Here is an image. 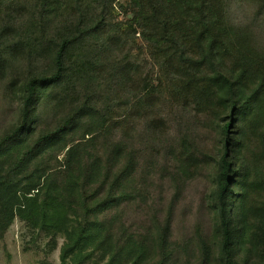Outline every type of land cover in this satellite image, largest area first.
<instances>
[{
  "label": "rangeland",
  "instance_id": "1",
  "mask_svg": "<svg viewBox=\"0 0 264 264\" xmlns=\"http://www.w3.org/2000/svg\"><path fill=\"white\" fill-rule=\"evenodd\" d=\"M213 7L226 35L223 45L208 60L195 38H180L179 62L155 41L137 0H52L48 8L41 0H0V142L22 125L25 82L53 73V41L79 21L97 31L77 55L95 63L94 72L75 73L72 67L71 78L40 95L22 149L55 133L70 114L84 116L85 106L96 113L93 133L66 137L67 146L78 143L80 165L69 168L65 150L51 151L17 173L10 163L19 153L3 173L20 181L45 174L65 183L72 170L83 186L81 176L97 158L113 173L110 182L120 175V204L98 219L108 221L116 247L130 242L135 252L143 250L127 264H229L221 249L216 193L220 159L231 145L238 159L233 170L242 179L232 197L241 199L240 235L246 232L234 259L264 264V123L248 117L260 92L256 78L264 74V8L252 0H216ZM242 70L246 117L238 115L240 103L231 113L216 95L195 97L212 73L235 81ZM116 146L123 149L117 157ZM55 241L52 247L49 236L15 218L0 234V264H60L62 236ZM97 256L84 264H106L108 258Z\"/></svg>",
  "mask_w": 264,
  "mask_h": 264
},
{
  "label": "trees",
  "instance_id": "2",
  "mask_svg": "<svg viewBox=\"0 0 264 264\" xmlns=\"http://www.w3.org/2000/svg\"><path fill=\"white\" fill-rule=\"evenodd\" d=\"M52 0H41L43 7H51ZM216 0H137L138 14H146L143 17L149 23V27L157 38L159 44H166V50L173 53L179 62H183L182 51L179 49L180 38H195V43L203 55L208 54L207 59L213 57L223 45L219 17L215 13L213 4ZM218 1V0H217ZM260 3L264 8V0H252ZM96 29L91 28L90 22L79 21L76 29H69L60 39L53 41L50 49L51 61L54 66L53 73L49 76H35L27 80L23 86L24 98L22 108V125L10 136L0 142V234H3L13 223L15 218L25 222L33 229L39 230L50 237V242L56 245V237L61 235L63 243L60 249V264H84L98 254L99 260L107 259L106 264L135 263L137 255H141L142 249L132 243L126 242L116 247L111 238L110 227L105 219L99 220V216L107 210L117 207L120 200L117 197L120 175L109 181L113 176L110 169L101 167L97 158L88 166L84 179V185L77 181L79 176L74 177L69 170L67 182L56 183L51 176L36 174L29 176L26 181L11 179L7 173H3L4 166L10 163L13 156L21 153L17 162L10 163L15 172L22 171L28 163L41 155L51 151H64L65 159L69 168L80 165V150L78 143L67 146L66 137L76 135L79 131H85V135L93 133L95 123V110L82 107L84 116H78L75 112L53 134L46 135L37 141L31 150L23 151L24 143H27L25 135L29 129L27 125L33 120V109L38 103L40 95L47 88L57 85L66 79L68 72L91 74L94 65L90 60L80 58L78 53L84 52V46L96 38ZM179 50V51H178ZM179 54V56H178ZM72 67H75L73 70ZM245 70L239 73L238 78L233 79L220 72H214L206 79L207 85H202L201 90L195 97L202 95H216L225 111H234L238 103L241 108L238 115L245 116L249 108L245 106L244 76ZM263 73H260L258 89L259 95L254 96L248 117L255 123H264V81ZM248 77V76H247ZM243 85V87H242ZM206 90L208 91L206 93ZM247 100V99H246ZM83 117H86L82 119ZM229 124L223 127L225 145H229L227 136ZM23 133V134H22ZM6 145V146H5ZM123 149L120 146L114 148L116 157ZM227 151H230L229 153ZM220 159L221 179L217 190V207L219 228L221 232V249L229 264H238L234 259L238 243L242 242L246 232L240 235V220L243 215L242 208L238 204L241 199L232 197L234 186L242 184L238 181L234 166L238 165L236 150L231 145L227 148ZM234 173L232 178L230 174ZM117 181V183H116ZM98 190L89 196L86 192ZM241 190V189H240ZM235 202V203H234ZM234 203V204H233ZM244 233V234H243ZM253 239L259 240V236ZM244 241V240H243Z\"/></svg>",
  "mask_w": 264,
  "mask_h": 264
}]
</instances>
